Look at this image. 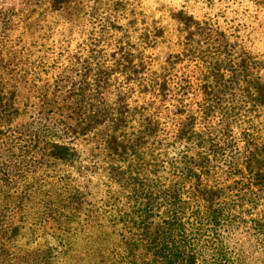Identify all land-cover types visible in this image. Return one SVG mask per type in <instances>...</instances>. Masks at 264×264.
<instances>
[{
    "label": "trees",
    "instance_id": "1",
    "mask_svg": "<svg viewBox=\"0 0 264 264\" xmlns=\"http://www.w3.org/2000/svg\"><path fill=\"white\" fill-rule=\"evenodd\" d=\"M46 1L37 29L88 15L87 36L30 71L0 57V246L42 238L35 264H198L234 197L264 193V0H245V21L169 9L162 56L166 25L125 0ZM105 226L109 252L91 239Z\"/></svg>",
    "mask_w": 264,
    "mask_h": 264
},
{
    "label": "rangeland",
    "instance_id": "2",
    "mask_svg": "<svg viewBox=\"0 0 264 264\" xmlns=\"http://www.w3.org/2000/svg\"><path fill=\"white\" fill-rule=\"evenodd\" d=\"M125 1L133 4L136 11L140 9L148 17H158L160 22L166 25L164 38L154 47L155 50H152L157 56H162L176 47L173 44L176 41L174 24L166 15L171 8H184L196 13L216 12L215 17L220 22L236 15L241 16L240 21H245L242 11L244 12L245 8L246 11L252 9V5L245 0H237L235 3L231 0ZM46 3V0H0V57L9 61L8 66L30 71L35 69V55H46L59 47L65 48L66 44L67 49L74 50L79 43H83L88 29L84 24L90 20L88 15L86 20H83L85 23L76 22L69 25L45 16L48 20L44 28L37 29L35 16L43 12ZM105 4L107 5L104 1H99L93 10L103 9ZM258 16L262 17L264 14ZM53 56H57L58 60L62 57L57 53ZM224 174L225 172L220 170L211 177L210 183L221 179ZM233 201L238 203L239 207L233 212L227 236L213 235L208 240L202 239L198 249V264H264V193L247 192L241 197H234ZM25 234L29 235V232ZM32 236L27 242L26 237H17L14 241L6 242L5 248L0 246V251L4 249L3 253H0V264H35V258L31 257L35 256V248L43 245V239L38 238L37 242ZM91 239L94 249H102L103 252H109L116 243V236L111 234V228L108 226L93 228ZM47 242L52 244L53 240L49 237ZM83 243V240L76 243L78 250H82ZM49 259V264H87L90 260L82 253L73 261L56 257Z\"/></svg>",
    "mask_w": 264,
    "mask_h": 264
}]
</instances>
